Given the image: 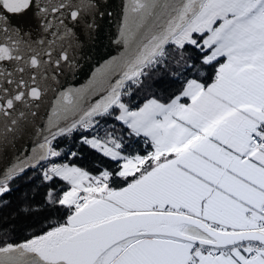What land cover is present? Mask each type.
Wrapping results in <instances>:
<instances>
[{"label":"snow or ice","instance_id":"obj_1","mask_svg":"<svg viewBox=\"0 0 264 264\" xmlns=\"http://www.w3.org/2000/svg\"><path fill=\"white\" fill-rule=\"evenodd\" d=\"M73 7L78 23L98 5L0 0V156L9 133L23 134L37 117L31 109L50 90L46 65L69 60L64 51L52 62V46L79 40L62 18ZM33 10L52 40L35 41L14 22ZM45 43L43 53L34 46ZM117 43L124 51L87 85L59 92L31 154L0 172V196L42 163L45 181L69 186L47 196L68 209L64 222L3 244L0 264H264V0H127ZM186 45L199 50L202 65H215L211 82L187 79L169 102L153 97L132 108L126 100L169 58V46L180 50L179 64ZM108 117L123 122L129 137L143 136L144 154L125 155L121 138L106 132L83 143L122 161L119 171L92 175L55 162L60 138L97 130ZM114 175L125 186L112 187Z\"/></svg>","mask_w":264,"mask_h":264},{"label":"trees","instance_id":"obj_2","mask_svg":"<svg viewBox=\"0 0 264 264\" xmlns=\"http://www.w3.org/2000/svg\"><path fill=\"white\" fill-rule=\"evenodd\" d=\"M169 58L163 65L153 70L143 85L134 88V94L126 100L132 108L139 107L147 99L157 98L162 102H169L179 94L187 79H200L210 83L214 76L213 66L202 65V54L195 47L186 45L183 49L185 61L177 64L180 50L169 46ZM195 64V68L189 65ZM203 73V75H201ZM108 125L125 134L130 144L123 153L125 155L144 154L145 143L143 136L129 137V129L112 117L104 119ZM92 137L87 133L76 130L70 136L62 137L57 141V146L70 148L77 153L68 156L59 163L75 164L93 175H99L107 169L113 173L120 170L122 161H117L106 156L100 150L83 143V137ZM150 150V148H149ZM46 164L26 170L22 175L10 182L11 191L0 196V246L5 243H21L34 235L42 234L57 222H64L69 214L68 209L47 202L49 190H53L56 197L68 190V184L60 178L45 181L42 171ZM126 181L123 178L112 177V187H123Z\"/></svg>","mask_w":264,"mask_h":264},{"label":"water","instance_id":"obj_3","mask_svg":"<svg viewBox=\"0 0 264 264\" xmlns=\"http://www.w3.org/2000/svg\"><path fill=\"white\" fill-rule=\"evenodd\" d=\"M52 2L56 3L57 0H52ZM65 2L75 6L80 0H65ZM96 3L98 7L95 12L83 13L78 23L72 21L70 17V11L74 10V7L63 10L62 18L65 25L73 29L75 37H78L79 40L68 38L63 42V47L59 41L52 46V62L59 59L64 51H67L69 60L67 62L61 60L59 67H56L54 63L46 65L47 76L50 78L47 81L50 90H47L43 99L37 102L39 109H31V111L37 112V117L35 119L29 117L26 131L23 134H17L15 137L9 133L10 144L0 156V172L14 163L17 157L26 158L31 154L30 149L40 142L37 130L46 125L47 117L51 114L52 105L60 91L69 87L80 88L87 85L97 68L124 51L123 45L117 41L123 24L127 0H96ZM34 12L35 10L26 15L17 16L14 22L29 30L35 41L40 39L52 40L50 32L44 31L43 21L39 14H34ZM89 25H93L91 31H89ZM59 30L62 31V29ZM34 46L42 53L49 50L48 43ZM43 59L47 61L49 57L44 56ZM41 71L43 70L41 69ZM53 76L54 79H51ZM25 78L27 79V74H25ZM98 98L93 97V102ZM4 123L5 119L0 116V129ZM34 124L35 128L33 127Z\"/></svg>","mask_w":264,"mask_h":264},{"label":"built area","instance_id":"obj_4","mask_svg":"<svg viewBox=\"0 0 264 264\" xmlns=\"http://www.w3.org/2000/svg\"><path fill=\"white\" fill-rule=\"evenodd\" d=\"M79 131L87 133V134H89L92 137L93 136H99L100 138H103L105 136L106 132H113L114 135H116V136L121 138V142H122V144L124 146L123 150H125L127 148V146L131 142L129 140V138L125 134H123L122 132L118 131L114 127L108 125V123L104 119H102L100 121V126H99V128L97 130H82V129H79ZM56 144H57V142H56ZM109 146H111V145H109ZM57 147H58V150H63V154L60 157L55 158V162L56 163H59L60 160L67 158L73 152L70 148L60 147V146H57ZM46 166H48V165L46 164Z\"/></svg>","mask_w":264,"mask_h":264},{"label":"crops","instance_id":"obj_5","mask_svg":"<svg viewBox=\"0 0 264 264\" xmlns=\"http://www.w3.org/2000/svg\"><path fill=\"white\" fill-rule=\"evenodd\" d=\"M220 62H223V59H221V61ZM182 102H184V103H188L189 101L185 98ZM142 106V105H141ZM120 122V121H119ZM121 124H123V122H120ZM124 125V124H123ZM124 126H126V125H124ZM127 127V126H126Z\"/></svg>","mask_w":264,"mask_h":264},{"label":"rangeland","instance_id":"obj_6","mask_svg":"<svg viewBox=\"0 0 264 264\" xmlns=\"http://www.w3.org/2000/svg\"><path fill=\"white\" fill-rule=\"evenodd\" d=\"M92 137H90L89 139H91ZM64 163H68V162H64ZM68 164H72V163H68ZM77 166V165H76ZM79 167V166H78ZM93 175V174H92Z\"/></svg>","mask_w":264,"mask_h":264}]
</instances>
